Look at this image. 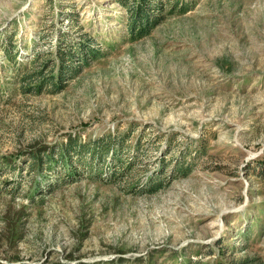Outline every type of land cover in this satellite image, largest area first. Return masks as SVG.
<instances>
[{
  "label": "rangeland",
  "instance_id": "obj_1",
  "mask_svg": "<svg viewBox=\"0 0 264 264\" xmlns=\"http://www.w3.org/2000/svg\"><path fill=\"white\" fill-rule=\"evenodd\" d=\"M184 1L185 12L127 41L115 0H0V43L17 32L24 58L55 49L56 39L40 48L32 37L56 35L62 7L76 11L82 33L105 42L104 54L61 91L26 96L8 87L0 44V264L264 256V0ZM125 131L131 143L152 147L127 181L84 172L70 180L57 165L30 164L36 148ZM183 155L189 174L158 170L159 156ZM156 173L168 177L164 187L131 190Z\"/></svg>",
  "mask_w": 264,
  "mask_h": 264
},
{
  "label": "trees",
  "instance_id": "obj_2",
  "mask_svg": "<svg viewBox=\"0 0 264 264\" xmlns=\"http://www.w3.org/2000/svg\"><path fill=\"white\" fill-rule=\"evenodd\" d=\"M115 1L124 7L120 21L125 26L126 34L124 38L127 41H136L148 36L152 29L165 19V14L183 13L187 10V4L184 3V0ZM62 6L63 4L60 3L59 7ZM62 8L57 15L59 18L61 16L64 19H61L60 28L56 35L48 37L50 35L39 33L32 37V41L38 43L40 48L44 43H50L54 39L57 40L55 49L53 51L49 50L47 55L42 56L44 51L33 52L32 56L24 58V48L15 39L17 32L5 34L7 36L6 40L0 43L8 61V66L12 70L10 76L12 85L8 87H11L10 90L15 91V94L21 93L26 96L61 91L67 85L68 79L75 78L91 64V61L104 54L102 47H104L105 42H101L91 33H82L84 26L79 23L76 11ZM64 21H67L71 28L65 29L63 26ZM72 27H78L80 29L79 33L82 34L76 37L71 31ZM46 37H48L47 40H45ZM160 138L157 136L156 143ZM130 141V131L123 133L111 132L84 141L72 136L57 148L50 150L36 148L31 151L29 154L30 164L33 167L45 164L57 165L67 172L70 180L84 172L90 179L94 180L117 183L120 179L127 181L134 173L137 162L141 159L144 162L143 159L150 155V152L145 150L152 148L145 149L141 139H135L132 143ZM156 143L153 147H156ZM187 158L184 155L177 156L172 160L173 162H170L164 156H159L158 170L162 173L170 171L169 174L172 173V176L189 174L192 170V164H189ZM7 163L3 160L1 165H8ZM261 168L260 175L263 176L264 164H261ZM164 178L167 179L168 177L156 173L147 183L143 184L141 180L132 185L131 190L135 193L156 192L164 187V183H166ZM245 230L246 234L244 233ZM250 231L251 227L248 225L240 233L246 239H249L247 234ZM217 245H219V251L230 249L224 240L219 239ZM247 247L246 244L245 248ZM174 259L176 261L177 257ZM183 264H202V262L189 259L188 262ZM212 264H264V256L256 254L239 260L227 261L222 258V255H219L215 257Z\"/></svg>",
  "mask_w": 264,
  "mask_h": 264
}]
</instances>
